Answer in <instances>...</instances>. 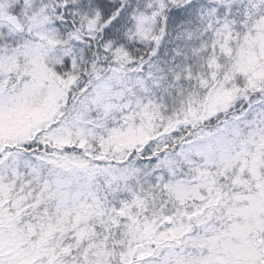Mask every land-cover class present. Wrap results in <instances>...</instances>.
Listing matches in <instances>:
<instances>
[{
  "label": "snow or ice",
  "instance_id": "6c2138e0",
  "mask_svg": "<svg viewBox=\"0 0 264 264\" xmlns=\"http://www.w3.org/2000/svg\"><path fill=\"white\" fill-rule=\"evenodd\" d=\"M0 264H264V0H0Z\"/></svg>",
  "mask_w": 264,
  "mask_h": 264
}]
</instances>
